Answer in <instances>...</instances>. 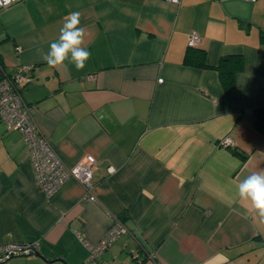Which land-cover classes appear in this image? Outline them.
<instances>
[{"label": "crops", "instance_id": "obj_1", "mask_svg": "<svg viewBox=\"0 0 264 264\" xmlns=\"http://www.w3.org/2000/svg\"><path fill=\"white\" fill-rule=\"evenodd\" d=\"M71 12L82 71L43 59ZM22 65L39 132L67 165L95 157L94 199L72 177L41 192L0 119V252L36 247L0 264H83L116 223L99 264H264V223L237 194L264 172V0H18L0 9V66Z\"/></svg>", "mask_w": 264, "mask_h": 264}, {"label": "built area", "instance_id": "obj_2", "mask_svg": "<svg viewBox=\"0 0 264 264\" xmlns=\"http://www.w3.org/2000/svg\"><path fill=\"white\" fill-rule=\"evenodd\" d=\"M18 1L12 0L11 3ZM178 3L179 0H168ZM10 3V4H11ZM0 0V9L8 6ZM200 41V35L192 31L188 37V46L195 47ZM31 65H22L14 73L7 74L0 66V119L5 123L7 130H18L26 143V155L30 160L34 172L37 188L47 197L52 196L64 182L72 177L94 199L92 191V171L95 157L85 155L74 165H67L57 154L51 142L43 136L35 123L31 106L24 100L22 89L28 82ZM222 145H233L231 137L221 139ZM121 223H116L100 240L91 247V255L83 264H99L96 256L115 239L116 235L125 231ZM33 244L6 243L0 252V260L12 255H26L35 252ZM135 255V254H134Z\"/></svg>", "mask_w": 264, "mask_h": 264}, {"label": "clouds", "instance_id": "obj_3", "mask_svg": "<svg viewBox=\"0 0 264 264\" xmlns=\"http://www.w3.org/2000/svg\"><path fill=\"white\" fill-rule=\"evenodd\" d=\"M11 2L12 0H4L5 4ZM79 25L80 13H69L60 28L58 40L51 43L49 52L43 56L50 67L65 66L64 61L68 59L70 63L74 64L77 71H82L85 68L91 53L82 47L85 29ZM237 194L240 199L251 202L260 221L264 223V172L250 174L241 180L237 185Z\"/></svg>", "mask_w": 264, "mask_h": 264}, {"label": "trees", "instance_id": "obj_4", "mask_svg": "<svg viewBox=\"0 0 264 264\" xmlns=\"http://www.w3.org/2000/svg\"><path fill=\"white\" fill-rule=\"evenodd\" d=\"M200 59L203 60L202 58ZM231 85L233 86V81L228 83V86ZM254 114L256 116V128L259 131L264 132V107H258L254 109Z\"/></svg>", "mask_w": 264, "mask_h": 264}, {"label": "water", "instance_id": "obj_5", "mask_svg": "<svg viewBox=\"0 0 264 264\" xmlns=\"http://www.w3.org/2000/svg\"><path fill=\"white\" fill-rule=\"evenodd\" d=\"M39 255V254H38ZM13 256H16V255H12V256H10L9 258H11V257H13ZM39 256H41V255H39ZM8 259V258H7ZM44 260H47V259H45V258H43ZM58 260H60V261H62V259L61 258H59Z\"/></svg>", "mask_w": 264, "mask_h": 264}]
</instances>
